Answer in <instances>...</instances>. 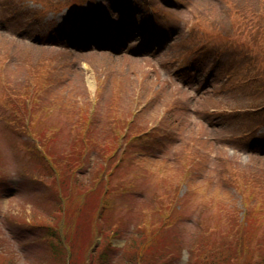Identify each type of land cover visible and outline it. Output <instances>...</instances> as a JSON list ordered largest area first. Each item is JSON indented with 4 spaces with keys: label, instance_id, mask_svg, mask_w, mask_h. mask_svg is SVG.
Here are the masks:
<instances>
[{
    "label": "rangeland",
    "instance_id": "1",
    "mask_svg": "<svg viewBox=\"0 0 264 264\" xmlns=\"http://www.w3.org/2000/svg\"><path fill=\"white\" fill-rule=\"evenodd\" d=\"M35 139L58 170L83 147L61 206ZM93 239L103 264H258L264 0H0V264Z\"/></svg>",
    "mask_w": 264,
    "mask_h": 264
},
{
    "label": "trees",
    "instance_id": "2",
    "mask_svg": "<svg viewBox=\"0 0 264 264\" xmlns=\"http://www.w3.org/2000/svg\"><path fill=\"white\" fill-rule=\"evenodd\" d=\"M34 83L37 84V82H34ZM32 84H33V82H32ZM16 116H17L16 122H20V125L19 124H16V128L15 129H17V131H20L22 134H24L26 132L25 131L26 128L24 127V123L20 119V116L19 115H16ZM35 145H37L36 146L37 149L33 145H31L32 147L31 146H28L26 148V151L29 152V153H31L33 156H35V159L39 162V165L42 168V173H44L43 177L44 176H47V179L49 177L51 178V181L48 179L51 182V186L50 185H48V186H50L51 188L54 187V190H56L55 192L58 194L55 197L56 198H59V200H60V202H59L55 198L56 200L53 199V202H55L54 204H57L55 207L61 206L60 203L61 204H64V199L62 198V195L63 196L66 195L65 194L64 185L66 186L67 183L70 180H72V184L75 185V187L77 186V181H78L77 174H78V169L81 166V161L80 160L84 156V153H82V151H84L83 150V147L81 148V152L80 153H76L75 151H73L74 148L71 147L73 150L70 151V152H68V156H70V157H68L69 160H67L66 163L63 164L62 170H60V169L58 170L56 168L55 164L53 163V161L47 155L46 149H44L42 147V145L40 147V143H38V141L36 139H35ZM86 148H87V146H86ZM73 154H74V156L72 157ZM37 176H38V174H36L35 176H33V178H35V180L38 183H40L41 186H42L43 180L42 179L40 180V178H38ZM97 178L98 177L96 176V178L94 179V182H98L99 181ZM102 201L99 203L98 206H102ZM248 213L249 212H247L246 214H244V217H243V221L242 222H239L238 224H237V222H234L235 225H236V227H234V233L236 234V236H238L239 242L237 243V246L235 247V250L233 249V251L231 252L232 255L238 254V253H241V255L243 254V250H244L245 247H243L242 244H245V242H244L245 240L242 239V236H244V230L246 228H248V226L251 224V221L248 219V216H247ZM63 216H64V214H63ZM55 218H58V217H55ZM62 218H64V217H60L58 219H62ZM41 226H39V228L41 227V228H43L42 230L48 231L52 236H55L56 232L58 231L57 230V227L55 225H53V224H47V225H41ZM93 241H94L93 242L94 247L92 248V250L90 252V254H93V257H92V259L90 258V260H88V263L87 264H95V263L96 264H103V259L104 258L98 260V250L96 251V247L100 244V242L98 240H94V239H93ZM106 245H107V243H105V242L100 245L101 246V249L103 248V251H101V250L99 251L100 254H102V252L103 253H106V251L104 250V247ZM62 247L65 248L64 245H62ZM102 257H104V255L101 256L100 258H102ZM239 257L240 256L235 257L237 259V263L238 264H239V262H238ZM192 261H193V259H192ZM192 261L190 262V264H192ZM258 261H259L258 264H263L264 263V255L260 256ZM246 262H247V260H245L244 264Z\"/></svg>",
    "mask_w": 264,
    "mask_h": 264
}]
</instances>
